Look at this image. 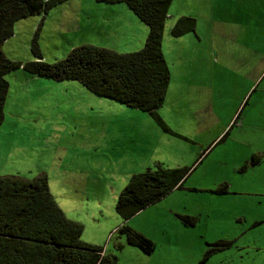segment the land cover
<instances>
[{
	"label": "rangeland",
	"instance_id": "obj_1",
	"mask_svg": "<svg viewBox=\"0 0 264 264\" xmlns=\"http://www.w3.org/2000/svg\"><path fill=\"white\" fill-rule=\"evenodd\" d=\"M263 5L173 1L163 40L172 79L158 112L175 134L77 81L22 68L6 74L0 176L46 174L66 216L83 224L81 240L118 264H264ZM181 17L196 19L197 28L174 38ZM148 33L125 3L64 0L17 21L2 51L12 61H34L36 40L44 61L55 63L83 45L136 52ZM158 164L193 169L182 189L126 222L155 243L146 254L117 231L116 203L132 175ZM223 184L227 193L216 191Z\"/></svg>",
	"mask_w": 264,
	"mask_h": 264
},
{
	"label": "trees",
	"instance_id": "obj_2",
	"mask_svg": "<svg viewBox=\"0 0 264 264\" xmlns=\"http://www.w3.org/2000/svg\"><path fill=\"white\" fill-rule=\"evenodd\" d=\"M63 1L0 0V127L5 119L9 90L5 75L22 68L29 74L57 81H77L96 95L149 113L165 133L175 134L158 112L171 82V71L162 46L174 0H96L99 3H125L148 27L145 44L139 51L118 53L83 45L74 48L65 59L47 63L35 40L33 53L36 60L22 63L7 59L2 45L13 36L15 23L48 12ZM196 28V19L181 17L170 33L179 38L195 32ZM255 159L253 164L257 163ZM192 169L158 164L156 170L131 176L116 203V211L122 219V226L117 231L126 234L129 244L146 254L155 251V243L131 229L126 222L173 191L182 189ZM216 191L227 193L228 185L223 184ZM181 219L186 225L196 224L192 216ZM83 231V224L69 219L58 205L46 174L34 178L0 176V264H118L117 259L107 255L102 247L82 241Z\"/></svg>",
	"mask_w": 264,
	"mask_h": 264
},
{
	"label": "crops",
	"instance_id": "obj_3",
	"mask_svg": "<svg viewBox=\"0 0 264 264\" xmlns=\"http://www.w3.org/2000/svg\"><path fill=\"white\" fill-rule=\"evenodd\" d=\"M264 6V5H263ZM171 8V7H170ZM261 8V7H260ZM169 14H170V11H169ZM169 17V16H168ZM165 36V35H164ZM164 44V43H163ZM162 49H163V52H164V46H162ZM263 52H264V50H263ZM164 55H165V58H166V54H165V52H164ZM262 56H259L258 57V59L259 58H261ZM263 57H264V54H263ZM167 61V60H166ZM262 64V65H261ZM259 65H261V70H260V73H259V75H261V73L263 72L264 73V61H262V63H259ZM171 79H172V74H171ZM264 79V78H263ZM262 79V80H263ZM171 83V82H170ZM169 88H170V86H169ZM168 91H169V89H168ZM167 96H168V93H167ZM167 98V97H166ZM166 101V100H165Z\"/></svg>",
	"mask_w": 264,
	"mask_h": 264
}]
</instances>
